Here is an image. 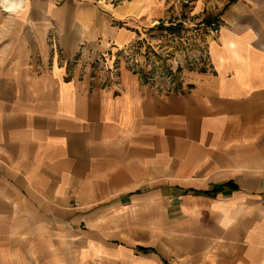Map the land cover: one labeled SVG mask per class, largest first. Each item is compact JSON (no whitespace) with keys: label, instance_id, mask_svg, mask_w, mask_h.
Instances as JSON below:
<instances>
[{"label":"crops","instance_id":"0c3cea01","mask_svg":"<svg viewBox=\"0 0 264 264\" xmlns=\"http://www.w3.org/2000/svg\"><path fill=\"white\" fill-rule=\"evenodd\" d=\"M20 1L0 7V264H264V0ZM183 12L220 27L178 90L73 64Z\"/></svg>","mask_w":264,"mask_h":264},{"label":"rangeland","instance_id":"374dc122","mask_svg":"<svg viewBox=\"0 0 264 264\" xmlns=\"http://www.w3.org/2000/svg\"><path fill=\"white\" fill-rule=\"evenodd\" d=\"M14 1L0 0V7L5 3H8L7 7L12 6ZM104 1L114 5L124 0H102ZM16 2L21 4L23 1ZM190 17L184 12L182 17H175L182 20V24L179 23L182 25L180 31L160 28L161 24L167 28L174 27L170 24L173 18L161 21L155 27L144 30V38L138 39L133 45L101 52L103 60L97 59L98 55L92 56L91 51H85L74 57L73 64L79 66L80 76L88 73L100 80L118 73L121 66H127L138 73L145 82L161 90H178L184 83L186 70L204 69L208 64V24L212 21L208 22V18ZM73 67L70 64V69Z\"/></svg>","mask_w":264,"mask_h":264},{"label":"built area","instance_id":"2783aa9c","mask_svg":"<svg viewBox=\"0 0 264 264\" xmlns=\"http://www.w3.org/2000/svg\"><path fill=\"white\" fill-rule=\"evenodd\" d=\"M182 2H183L184 5L190 6V5L193 4L194 0H182ZM180 22H182V20L173 18L170 24L173 25V26H178L179 25L178 27L181 29L180 26H182V25H180V24H182V23H180ZM219 27H220V22L219 21H212L211 23L208 24V34L211 35V36H216L218 34V32H219ZM180 29H179V31H180ZM97 55L99 56V57L97 56V59L103 60L104 56L103 55L101 56V53L97 54ZM118 69H116V70H118ZM116 74H110L109 76L114 78V76Z\"/></svg>","mask_w":264,"mask_h":264},{"label":"trees","instance_id":"16d2710c","mask_svg":"<svg viewBox=\"0 0 264 264\" xmlns=\"http://www.w3.org/2000/svg\"><path fill=\"white\" fill-rule=\"evenodd\" d=\"M234 1H236V0H230V3L231 2H234ZM160 27V26H159ZM160 28H162V29H164V28H166V29H170V30H172V31H177V30H179V27L178 26H174V27H170V28H167V27H165V26H163L162 24H161V27ZM146 81H147V79H146ZM226 186H229V187H231V188H236L237 186L235 185V184H233V183H231V182H229L228 184H226Z\"/></svg>","mask_w":264,"mask_h":264},{"label":"clouds","instance_id":"9594fccd","mask_svg":"<svg viewBox=\"0 0 264 264\" xmlns=\"http://www.w3.org/2000/svg\"><path fill=\"white\" fill-rule=\"evenodd\" d=\"M14 8H15V5H12V6H9L7 10H8V11H13Z\"/></svg>","mask_w":264,"mask_h":264}]
</instances>
